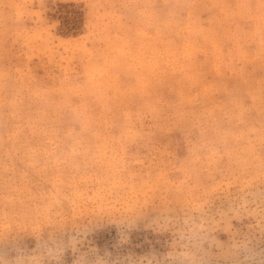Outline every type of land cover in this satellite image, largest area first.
I'll return each instance as SVG.
<instances>
[{
	"label": "rangeland",
	"instance_id": "obj_1",
	"mask_svg": "<svg viewBox=\"0 0 264 264\" xmlns=\"http://www.w3.org/2000/svg\"><path fill=\"white\" fill-rule=\"evenodd\" d=\"M0 264H264V0H0Z\"/></svg>",
	"mask_w": 264,
	"mask_h": 264
}]
</instances>
